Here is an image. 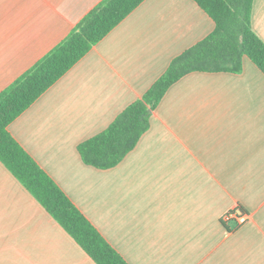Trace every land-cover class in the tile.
Returning a JSON list of instances; mask_svg holds the SVG:
<instances>
[{
    "label": "crops",
    "instance_id": "0c3cea01",
    "mask_svg": "<svg viewBox=\"0 0 264 264\" xmlns=\"http://www.w3.org/2000/svg\"><path fill=\"white\" fill-rule=\"evenodd\" d=\"M101 1L0 0V92ZM252 27L264 41V0ZM214 28L195 0H145L8 127L129 264H264V72L249 57L174 83L115 167L78 149ZM239 207L244 223L224 220ZM0 264H97L1 160Z\"/></svg>",
    "mask_w": 264,
    "mask_h": 264
},
{
    "label": "trees",
    "instance_id": "16d2710c",
    "mask_svg": "<svg viewBox=\"0 0 264 264\" xmlns=\"http://www.w3.org/2000/svg\"><path fill=\"white\" fill-rule=\"evenodd\" d=\"M143 1L102 0L61 42L0 92V160L97 264L129 263L8 127ZM195 1L215 21L212 33L176 56L142 97L105 130L79 144L86 164L100 169L118 165L149 129L152 112L168 89L186 74L241 72L246 56L264 72V41L252 27L254 0Z\"/></svg>",
    "mask_w": 264,
    "mask_h": 264
},
{
    "label": "built area",
    "instance_id": "2783aa9c",
    "mask_svg": "<svg viewBox=\"0 0 264 264\" xmlns=\"http://www.w3.org/2000/svg\"><path fill=\"white\" fill-rule=\"evenodd\" d=\"M224 220L226 221L234 220L237 223V225L242 224L247 220V214L246 212H241L239 208H235L226 213Z\"/></svg>",
    "mask_w": 264,
    "mask_h": 264
}]
</instances>
